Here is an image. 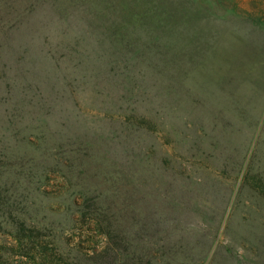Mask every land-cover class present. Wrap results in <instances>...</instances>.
Returning <instances> with one entry per match:
<instances>
[{
	"label": "rangeland",
	"instance_id": "rangeland-1",
	"mask_svg": "<svg viewBox=\"0 0 264 264\" xmlns=\"http://www.w3.org/2000/svg\"><path fill=\"white\" fill-rule=\"evenodd\" d=\"M60 1L0 0V264H264V0H172L137 103Z\"/></svg>",
	"mask_w": 264,
	"mask_h": 264
},
{
	"label": "trees",
	"instance_id": "trees-1",
	"mask_svg": "<svg viewBox=\"0 0 264 264\" xmlns=\"http://www.w3.org/2000/svg\"><path fill=\"white\" fill-rule=\"evenodd\" d=\"M37 1L40 2L37 5L50 17L55 15L60 18L64 12L60 6L66 5L64 4L66 1L62 3L60 0ZM75 2L77 3L73 6L77 8L65 18V29L73 30L74 35L73 38L67 39L66 47L73 45L75 53H82L84 52L82 49L88 43L90 49L97 50H94L96 52L94 57L91 56L94 59L90 58L89 73L95 80L100 79L107 83L108 93L112 90L127 93L135 97L131 98L135 101L140 97H152L156 69L158 66L162 69L168 63L164 59V64L161 65L157 56L166 48L168 14L172 0H75ZM140 2H144L142 7H139ZM69 4L71 5L66 8H73L72 3ZM136 11L141 13V17L128 19V16ZM146 12H152L151 17L145 16ZM82 57L88 58L89 55L80 56L77 64L79 62L81 65ZM85 75L86 73L81 75V78L83 79ZM131 112L135 113V108ZM125 122L134 125L137 117L127 116ZM94 220V229H100L102 224Z\"/></svg>",
	"mask_w": 264,
	"mask_h": 264
}]
</instances>
